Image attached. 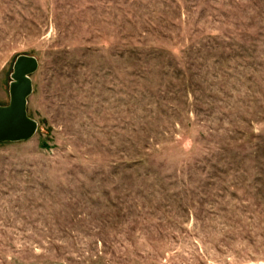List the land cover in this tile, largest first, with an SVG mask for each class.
Listing matches in <instances>:
<instances>
[{"label": "rangeland", "instance_id": "1", "mask_svg": "<svg viewBox=\"0 0 264 264\" xmlns=\"http://www.w3.org/2000/svg\"><path fill=\"white\" fill-rule=\"evenodd\" d=\"M19 54L0 264H264V0H0Z\"/></svg>", "mask_w": 264, "mask_h": 264}, {"label": "water", "instance_id": "2", "mask_svg": "<svg viewBox=\"0 0 264 264\" xmlns=\"http://www.w3.org/2000/svg\"><path fill=\"white\" fill-rule=\"evenodd\" d=\"M38 66L33 55L16 56L10 73L8 102L0 104V142L21 141L31 138L37 130V122L27 113L28 97L32 93L30 75Z\"/></svg>", "mask_w": 264, "mask_h": 264}]
</instances>
